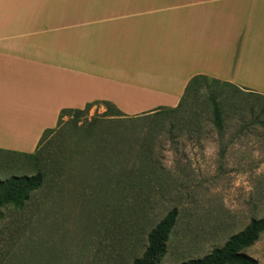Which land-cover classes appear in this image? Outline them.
<instances>
[{
	"label": "rangeland",
	"instance_id": "1",
	"mask_svg": "<svg viewBox=\"0 0 264 264\" xmlns=\"http://www.w3.org/2000/svg\"><path fill=\"white\" fill-rule=\"evenodd\" d=\"M255 94L243 116L226 110L221 132L210 117L197 125L174 114L117 121L94 105L65 116L36 159L0 152V181L44 173L21 209L0 208V264H132L172 209L178 216L159 264L221 247L264 217V115ZM146 101L159 100H123L138 111ZM245 253L264 264V233Z\"/></svg>",
	"mask_w": 264,
	"mask_h": 264
},
{
	"label": "crops",
	"instance_id": "2",
	"mask_svg": "<svg viewBox=\"0 0 264 264\" xmlns=\"http://www.w3.org/2000/svg\"><path fill=\"white\" fill-rule=\"evenodd\" d=\"M196 75L264 95V0H0V152L65 109L175 107Z\"/></svg>",
	"mask_w": 264,
	"mask_h": 264
},
{
	"label": "trees",
	"instance_id": "3",
	"mask_svg": "<svg viewBox=\"0 0 264 264\" xmlns=\"http://www.w3.org/2000/svg\"><path fill=\"white\" fill-rule=\"evenodd\" d=\"M231 89L239 92L236 86L208 76H193L187 83L184 93L175 107L161 106L149 112L143 117L150 115L174 114L180 116L188 125H197L211 118L212 125L221 132L226 121L225 114L230 107L237 108L241 116L245 114V106L248 102L245 97L251 93H240L239 98L229 94ZM261 101L260 114L264 115V97L260 94L252 95ZM94 105H102L105 111L102 116L113 120H121L125 117L113 104L103 101L87 104L84 109H65L60 111L57 127L62 119L68 114L79 117L85 115ZM250 110H253L251 106ZM260 121V120H259ZM260 123V122H259ZM261 123L262 122L261 120ZM55 129L45 130L40 138L37 148L32 154L24 156L36 159L39 156V148L45 137L54 132ZM44 181V173L38 171L31 176H11L8 180L0 181V208L11 205L15 209H21L29 200L30 195L40 189ZM1 215V211H0ZM177 210H170L162 220L149 232L147 236V247L140 258L135 259L132 264H159L166 251L168 236L175 226ZM264 233V217L251 219L248 224L238 233L230 236L227 241L218 248L199 259H190L181 264H260L256 259L245 253V250L253 246Z\"/></svg>",
	"mask_w": 264,
	"mask_h": 264
}]
</instances>
